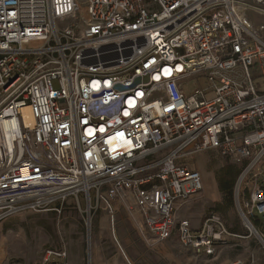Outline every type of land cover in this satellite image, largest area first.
Instances as JSON below:
<instances>
[{
  "label": "built area",
  "instance_id": "built-area-1",
  "mask_svg": "<svg viewBox=\"0 0 264 264\" xmlns=\"http://www.w3.org/2000/svg\"><path fill=\"white\" fill-rule=\"evenodd\" d=\"M256 74L264 0H0V221L75 200L114 223L132 199L145 234L213 257L237 235L179 209L204 189L185 161L217 151L241 166L234 194L264 246ZM40 264H69L67 245Z\"/></svg>",
  "mask_w": 264,
  "mask_h": 264
},
{
  "label": "rangeland",
  "instance_id": "rangeland-1",
  "mask_svg": "<svg viewBox=\"0 0 264 264\" xmlns=\"http://www.w3.org/2000/svg\"><path fill=\"white\" fill-rule=\"evenodd\" d=\"M258 83L264 87V80L255 75ZM260 79V80H259ZM201 89L208 87L207 79H195ZM185 164L190 169L202 173L203 191L181 207L180 215L191 221L195 229L211 213L218 214L232 236L227 243L217 248L213 257H198L179 246L168 248L166 242H157L140 231L139 213L134 202L129 199L125 205L117 203L114 207H124L116 219V233L120 229L133 248H126L127 261L120 251L112 256L115 264H264V246L254 231L247 228L243 207L247 199L237 200L234 194L235 180L241 172V166L221 156L217 151L200 153L187 158ZM191 165H193L191 167ZM94 203V196L92 207ZM62 207V213L22 212L0 221V264H40L48 250L60 249L67 245L69 264H93L97 246H106L105 241L96 238L101 225H110V213L104 205L90 209L83 201L78 205L68 200ZM96 210V211H95ZM95 211V213H94ZM106 215V221L100 220V214ZM136 213V216L129 214ZM107 233L106 237L107 238ZM113 240V230L110 231ZM103 240H106V239ZM98 242L96 244L95 242ZM115 242V241H114ZM151 248L143 249V244ZM154 243H157L156 245ZM116 245V243H115ZM120 257V260L118 259ZM119 260V261H118Z\"/></svg>",
  "mask_w": 264,
  "mask_h": 264
},
{
  "label": "crops",
  "instance_id": "crops-1",
  "mask_svg": "<svg viewBox=\"0 0 264 264\" xmlns=\"http://www.w3.org/2000/svg\"><path fill=\"white\" fill-rule=\"evenodd\" d=\"M188 91L191 92L192 88H189ZM192 166L193 165H191V167ZM119 204L122 205L121 202H119ZM95 211H94V213H95ZM124 211H125L124 207H120L119 209L115 208V217L117 218L118 215L121 216V212H124ZM129 215L135 217L136 213H133L132 215L129 214ZM100 220L101 221H104V220L106 221V215L104 213L100 214ZM138 221H139V224H140V215H139ZM111 229L113 230V240H112L111 235H110ZM140 231L142 233H144L143 230H142L141 224H140ZM106 233L108 234L107 238H105L106 237ZM118 233L119 234L117 236V233H116V219H115L114 223L111 221V226L108 225V224L100 226L99 230H97L96 238L98 240L101 239V241H105L106 242L105 243L106 246L104 247L103 245H100V246H97L95 248L96 254H95V257L92 259V261H93L92 263L93 264H115L114 261L112 260V256L114 257V255L118 252V250L120 251L122 256L127 261H129L128 260V256L126 254V251H127L126 248H128V247L133 248L134 243H131L129 241V239H128V236H126L120 229L118 230ZM104 238L106 240H103ZM155 241H157V242H166L165 246H167L168 248L176 247V246L181 247L179 242L175 238L174 239H170L168 241H158V240L155 239ZM95 243L98 244L97 241ZM115 243H116V245H115ZM154 244L156 245L157 243H154ZM150 246H151L150 244L145 243V244H143V249H148L147 247H149V249L146 250V251H149L150 248H151ZM118 259L120 260V257ZM71 264H78V262L77 261H72Z\"/></svg>",
  "mask_w": 264,
  "mask_h": 264
},
{
  "label": "bare ground",
  "instance_id": "bare-ground-1",
  "mask_svg": "<svg viewBox=\"0 0 264 264\" xmlns=\"http://www.w3.org/2000/svg\"><path fill=\"white\" fill-rule=\"evenodd\" d=\"M247 224V223H246ZM247 227L249 228V229H251V227L249 226V225H247ZM252 230V229H251Z\"/></svg>",
  "mask_w": 264,
  "mask_h": 264
},
{
  "label": "trees",
  "instance_id": "trees-1",
  "mask_svg": "<svg viewBox=\"0 0 264 264\" xmlns=\"http://www.w3.org/2000/svg\"><path fill=\"white\" fill-rule=\"evenodd\" d=\"M239 176V175H238ZM238 178V177H237ZM237 180V179H236ZM236 180H235V183H236ZM234 187H235V185H234Z\"/></svg>",
  "mask_w": 264,
  "mask_h": 264
}]
</instances>
